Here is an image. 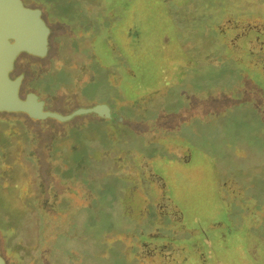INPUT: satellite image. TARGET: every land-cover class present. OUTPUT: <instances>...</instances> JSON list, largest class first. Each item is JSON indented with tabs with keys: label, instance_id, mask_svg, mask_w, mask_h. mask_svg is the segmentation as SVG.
Wrapping results in <instances>:
<instances>
[{
	"label": "rangeland",
	"instance_id": "obj_1",
	"mask_svg": "<svg viewBox=\"0 0 264 264\" xmlns=\"http://www.w3.org/2000/svg\"><path fill=\"white\" fill-rule=\"evenodd\" d=\"M66 1L57 0L58 8ZM191 1L186 13L171 11L181 26L184 47L192 56L199 55L218 38L224 59L217 64L213 61L217 67L212 68L215 74L209 79L213 85H186L192 77L186 69L175 83L184 87H178L174 95L169 94V87L143 92L145 99L154 100L157 117L152 123L142 121L141 116L140 123L111 114L108 119L118 121L111 124L93 114V108L108 107L110 102L127 106L114 85L122 78L81 71L79 66L73 69L78 73L67 86L55 93L52 87L48 96H43L45 91L40 93L44 112L54 118L34 120L23 112H0L1 119L19 118L32 130L31 145L21 143V153L11 156L8 165L6 159L3 162L7 167L19 166L24 173L10 175L12 186L0 188V217L15 228L16 204L23 212L38 209L42 222L46 208L62 211L55 217V226H63L56 241L58 245L64 242L52 251L54 264H137V260L142 264H206L204 231L214 238V264H239L238 251L248 257L251 253L256 261L249 264H264V203L255 200L264 196V0H227L215 3L207 13L194 5L199 0ZM76 5L79 7L78 2ZM154 6L155 0L130 1L117 31L122 32L117 43L123 56H132L128 53L131 41L140 46L144 35L132 40L131 34L136 23L143 22V13L150 16ZM219 12L221 17H216ZM41 17L49 28L46 55L21 52L9 72V77L21 79L22 100L30 94L22 90V82L32 74L33 65L45 67L55 58L54 40L67 32L66 27L50 23L44 12ZM216 21L220 23L218 34H210L197 45L203 25ZM80 44L82 50L87 48V42ZM59 78L52 73L45 82L59 86ZM163 97L171 100H155ZM177 106L178 111H168ZM4 135L20 143L19 130L12 124ZM237 175L247 179L245 185H240ZM5 183L4 179L1 185ZM35 190L44 197L33 200ZM222 218L226 228L216 222ZM26 220L28 226H38L37 219ZM52 232L48 228L47 236L51 238ZM24 234L18 232L19 240L14 237L9 254L2 249L0 236L5 264H14L20 253L24 262L36 256L38 264H48L42 248L31 253L33 245L23 241ZM223 247H229L231 254ZM212 262L211 258L209 264Z\"/></svg>",
	"mask_w": 264,
	"mask_h": 264
},
{
	"label": "trees",
	"instance_id": "obj_2",
	"mask_svg": "<svg viewBox=\"0 0 264 264\" xmlns=\"http://www.w3.org/2000/svg\"><path fill=\"white\" fill-rule=\"evenodd\" d=\"M23 1L27 4V6L34 7L36 9H39L41 12H44V14L48 17L50 23L62 25L67 29V32L65 34L57 36L54 40L53 44L56 45L55 58H52L45 67L40 64L33 65L32 74L29 78L22 82V90L25 93L30 92V94L35 95L37 101L41 102L43 104V107L44 102L41 101L40 93L42 91H45L43 96H48L47 92L50 93V89L52 87H54L55 93L56 89L65 85L67 86L69 84V80H71L78 73H75L73 69L79 66V70L81 71L85 69L87 71L92 70L95 74L100 73L104 77L107 75V78L120 75V77L122 78L121 83L119 85L114 83V85L117 89L119 88L122 98L126 100L128 104L125 107H120L118 102H110L108 108L111 111V114H116L119 116V118L131 122H140L139 116H141L143 118L142 121H149V123H152V121H154L157 117V115H154L155 112L153 111L154 100L150 98L145 99L143 92L149 89L169 87V94L172 92L171 94L174 95V92L178 90V87H184L182 82L181 85H176L175 83H177V78L180 71H185L186 69L191 70L190 73L192 74L189 83H187L186 85H195L196 88L213 85L215 84V82L209 81V79L211 80L210 75L213 73L212 68L216 67L213 61L216 60L217 64L219 59H224V57L221 56L223 46L221 45L220 48L218 38L215 39L216 41L212 46H208L204 51H201V54L199 53V55L192 56L191 53L188 52L184 47V44L182 42L183 39L180 38L182 35L180 29L181 26H179V23L176 20L177 16H174V13H177L180 9L182 10V12H185V8L187 6L189 7L190 4L193 5V1L189 2V0H172L171 2H169L168 0H155L153 13L150 16L147 15L146 17H144L145 13H143V22H137L136 31L131 34L132 40L133 37H136L137 35H144V39H142L140 46H135L133 45L132 41L130 42L132 50L128 53H131L132 56L127 54V56H123L124 51L119 48L117 43L118 37L121 38L122 34L121 31L117 32L118 26L121 23L122 16L127 10V7L131 0H100V3L97 4L92 2V0H67L64 6L61 8H58L56 3L57 0ZM76 2L79 3V7L76 5ZM215 3L216 5L224 4L227 3V0H199L198 3L194 5H198V9H202L207 13L208 11H210L211 7L215 5ZM168 4H170V7H168ZM149 6L152 9V5L150 3ZM95 9L96 11H93ZM192 9L194 10V8ZM171 11L175 12L171 14ZM92 13L93 16H91ZM221 13L222 12H219V15L216 17H221ZM76 14H79V16L77 17ZM207 18L209 20L210 17L207 16ZM193 21H195V18H193ZM90 22L92 24L94 23V26L90 25ZM214 24H216V26ZM214 24L208 23L206 25H203L202 33H200V36L197 37L198 40L195 36L197 45L202 44L205 41V38H207V36H209L210 34H218L217 26L220 23L219 21H216V23ZM82 42L88 43L85 50H82L83 47H81L80 44ZM154 52H156L155 56ZM27 54L32 55L29 53ZM194 58L196 59V61L194 60L193 62H191V60H193ZM129 69L130 71H128ZM52 73L59 74V86H55V83H51L49 82V80L45 82L48 75ZM10 78L12 80H16L20 77H13V75L11 74ZM108 83L112 84V82L110 81ZM51 96L52 95H50V97ZM50 97L48 101L50 100ZM174 97L177 96L175 95ZM170 98L171 97H163L161 99L157 98L155 100H157L159 103H164L169 102L171 100ZM171 102H176V100L172 99ZM178 102L181 101H179L178 99ZM117 108H121L123 110L120 111ZM179 108L180 106L174 107L171 110L168 108V111L176 112L179 110ZM93 114L96 113L93 112ZM102 117L105 118V120L107 119L106 122L112 121L111 124H116L118 122L116 119H108L104 116ZM55 119L58 120V118L56 117ZM17 123L23 128H19ZM9 124H12L19 130V144L6 139L4 132L9 129ZM31 131L32 130L28 126H26L23 120L19 118H11L8 120L0 118L1 189L12 186V184L9 183L10 175H12L13 177H17L24 173L22 169L19 168V166H15L13 164L11 165V167H7L3 162L6 159V165H8V159L11 156L16 155L17 153H21V143L23 146L31 145V142L29 141V139L31 140L32 137ZM4 143L5 146L3 145ZM12 145H14V147ZM32 155L34 154L32 153ZM26 163L27 161L24 162V164ZM33 165L35 166L34 163ZM32 176H36V171ZM236 177L237 180L240 181L241 186L245 185L244 181L247 180L246 178H242L240 177V175L235 176V178ZM4 179L7 184L5 183V185L2 186L1 184ZM251 185L253 186V184H250V186ZM247 188H249V186ZM261 191H264V188H262ZM247 192L250 193V190H247ZM249 193L247 194L249 195ZM34 194L35 195L33 196V200H38L44 197V195L40 196V194L36 190ZM260 194H262V192ZM3 195H5L4 190ZM46 197L48 198L47 195ZM255 200L264 203V196L262 198L256 196ZM0 201H2L1 196ZM16 207V210H13L14 218L16 221L15 228L11 226L9 227L6 223L7 221L4 220V217H0V236L3 241L2 249L6 250V252L8 253L10 245L12 244V242H14V237H18V232H25L23 241L26 244L33 245L31 253L35 254L34 250L42 248V251H44L41 253H44V259H47L48 264H54L52 262L54 260L52 251L53 249L58 248L64 242L62 241L60 242V245H58L59 243H57L56 241L59 233L58 229L62 228L63 226H55V217L59 218L60 216L58 215L62 213V211H55V209L52 207L46 208L47 210H44L45 212L43 214L45 221L42 222L38 209H32V212L29 213L27 211L23 212L22 210H20L18 204H16ZM29 217H31L34 221L35 219H37L38 226H28V222L26 219ZM224 221L225 218H222L221 221L216 222L224 223L226 228L227 223L226 221ZM50 227L53 228L51 238L50 236H47L48 228ZM162 229L166 230V228ZM227 229L228 230L226 232H228L229 234L230 226H228ZM203 234V243L205 245L204 250L206 251V255L209 258V261L206 264H209L211 258L213 259V262L210 264H214V262H216V258L214 259L212 255L213 252L211 250V246L213 245L211 240H213L214 238L213 236H209V232L205 233L204 231ZM16 245L17 244H14V246ZM225 245L227 244L224 242L223 246ZM252 245H254V242L249 243L248 249H250ZM86 247L88 248V246ZM223 251L231 254L229 252V247H223ZM236 254L238 255V258L240 257V260L238 259L239 264H245V260L247 264H249L248 261H256L251 253H249V257L248 254L243 253L242 251H238ZM243 254L246 255L248 259H245L243 257ZM214 255L216 256L217 253ZM22 256H24V254L20 253V258L18 257V260L12 261V259L10 258V261H12L14 264H38V257L33 256L31 259H27V262H24ZM136 262L137 264H142L138 262V260ZM86 263L90 264L88 262Z\"/></svg>",
	"mask_w": 264,
	"mask_h": 264
},
{
	"label": "water",
	"instance_id": "obj_3",
	"mask_svg": "<svg viewBox=\"0 0 264 264\" xmlns=\"http://www.w3.org/2000/svg\"><path fill=\"white\" fill-rule=\"evenodd\" d=\"M48 35L49 28L42 20L39 9L26 7L22 0H0V112H24L35 120L54 117L44 112L43 104L37 101L35 95L28 94L22 100L19 96L21 79L12 80L9 77L19 53L46 55ZM92 111L107 118L111 116L105 105ZM0 264H5L1 252Z\"/></svg>",
	"mask_w": 264,
	"mask_h": 264
},
{
	"label": "flooded vegetation",
	"instance_id": "obj_4",
	"mask_svg": "<svg viewBox=\"0 0 264 264\" xmlns=\"http://www.w3.org/2000/svg\"><path fill=\"white\" fill-rule=\"evenodd\" d=\"M13 67H14V64H13ZM13 69V68H12Z\"/></svg>",
	"mask_w": 264,
	"mask_h": 264
}]
</instances>
